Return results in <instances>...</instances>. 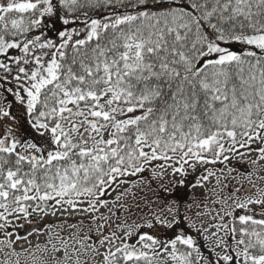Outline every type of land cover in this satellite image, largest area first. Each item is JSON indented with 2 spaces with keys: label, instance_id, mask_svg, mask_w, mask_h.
<instances>
[{
  "label": "snow or ice",
  "instance_id": "obj_1",
  "mask_svg": "<svg viewBox=\"0 0 264 264\" xmlns=\"http://www.w3.org/2000/svg\"><path fill=\"white\" fill-rule=\"evenodd\" d=\"M260 162L264 0H0V264H264Z\"/></svg>",
  "mask_w": 264,
  "mask_h": 264
},
{
  "label": "rangeland",
  "instance_id": "obj_2",
  "mask_svg": "<svg viewBox=\"0 0 264 264\" xmlns=\"http://www.w3.org/2000/svg\"><path fill=\"white\" fill-rule=\"evenodd\" d=\"M255 153H253L252 154V156H253V158L255 157ZM238 163V162H237ZM238 165H240V166H238V170H244V171H252L253 170V167L254 166H252L251 164H238ZM256 167V169H257V173L259 174V173H261V172H264V162H260V164L259 165H257V166H255ZM149 174V176H150V173H148ZM150 178V177H149ZM253 179H255V176L253 177ZM213 183H214V180L212 181ZM257 182V184L260 186V187H262V181H256ZM243 185H244V187H250V185H248V183H247V181H243ZM153 187H155V182H153V185H152ZM239 186V185H238ZM127 187H129V185H121L120 187H119V189L117 190V191H115L112 195H111V197H110V200H114L115 199V196L118 194V191H123V189L124 188H127ZM197 191H200V190H197ZM133 192H135L136 193V198H137V200H141V198L144 196V195H146V194H149L148 192H147V188L145 187L144 188V190L143 191H141L139 188H133ZM125 200H126V202H128L129 204L131 203V205L133 204V211H134V217H135V214L137 213V209L134 207V204L136 203V201H134L133 200V198H132V195L131 194H129V195H127L126 197H125ZM142 202V201H141ZM101 211L102 212H104V213H107L108 212V209L107 208H103V209H101ZM55 218H53V217H51V216H49V217H47L45 220H38V222L40 223V224H44V223H47V222H50V221H52V220H54ZM21 230L19 229V232H20ZM30 241H31V245L32 246H35L36 244H42L43 243V241H44V239H45V237L43 236V235H37V234H34V235H32V236H30L29 238H28ZM16 247H17V250L18 251H20L21 250V248L22 247H29V244H28V242L27 241H20V242H18V244L16 245Z\"/></svg>",
  "mask_w": 264,
  "mask_h": 264
},
{
  "label": "trees",
  "instance_id": "obj_3",
  "mask_svg": "<svg viewBox=\"0 0 264 264\" xmlns=\"http://www.w3.org/2000/svg\"><path fill=\"white\" fill-rule=\"evenodd\" d=\"M238 164H239V163H237V161H233L232 166L238 168V166H240V165H238ZM148 173H149V172L144 173V176L147 177V178L150 177ZM131 179L135 180L136 178L133 177V178H131ZM262 184H263L262 187H264V181H262ZM114 192H115V191L111 192L110 195L104 197V199H109V200H110V197H111V195H112Z\"/></svg>",
  "mask_w": 264,
  "mask_h": 264
},
{
  "label": "flooded vegetation",
  "instance_id": "obj_4",
  "mask_svg": "<svg viewBox=\"0 0 264 264\" xmlns=\"http://www.w3.org/2000/svg\"><path fill=\"white\" fill-rule=\"evenodd\" d=\"M236 186L238 187V185H236ZM253 192H255V189H253ZM127 204L131 205V203L129 204L128 202H127ZM132 211H133V208H132ZM118 214L120 215L122 221L127 218V212L124 209H120ZM133 215H134V211H133ZM113 219H115V218L113 217ZM129 222H131V221H129ZM38 224H40V223L38 222ZM113 226L115 227V225H113Z\"/></svg>",
  "mask_w": 264,
  "mask_h": 264
},
{
  "label": "water",
  "instance_id": "obj_5",
  "mask_svg": "<svg viewBox=\"0 0 264 264\" xmlns=\"http://www.w3.org/2000/svg\"><path fill=\"white\" fill-rule=\"evenodd\" d=\"M241 195H243V191L241 192ZM36 225H28V224H26L25 225V228H22L21 229V232H20V234L21 235H27V231L28 230H31V228H33V227H35ZM35 233H33V235H34ZM32 236V235H31ZM30 237V236H29Z\"/></svg>",
  "mask_w": 264,
  "mask_h": 264
}]
</instances>
